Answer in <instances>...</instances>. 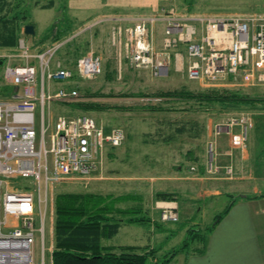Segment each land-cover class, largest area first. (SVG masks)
I'll return each instance as SVG.
<instances>
[{"label":"rangeland","instance_id":"374dc122","mask_svg":"<svg viewBox=\"0 0 264 264\" xmlns=\"http://www.w3.org/2000/svg\"><path fill=\"white\" fill-rule=\"evenodd\" d=\"M38 1L46 2L48 0ZM34 2L35 0H13V9L17 6L14 11H20L21 16L27 14L29 17L33 13L31 5ZM55 2L56 6L51 10L39 9L36 11L42 19V23L35 30L39 32L44 27L43 25L48 24L45 33L53 35L56 32L55 36L47 41L48 46L54 42L63 44V40L67 41V36H65L67 31H70L69 35L73 33L75 35L79 33L78 31L81 32L83 30L81 27L76 28L79 24L78 21H84L91 17L94 18L93 21L100 19L99 23H102L101 16L115 11H147L137 14L136 17L138 18L141 14L155 12L148 10L156 9L161 3L166 4V7L174 5L180 12L197 16L233 13L264 14V0H55ZM73 6L77 8L73 11L68 9ZM85 26L83 27L87 33L84 35L85 37L81 36L82 38L77 41L74 38L68 47H64V49H60V47L58 50L60 54L57 55L59 57L65 56L71 68H74L75 59L82 55L89 53L100 55L104 66L100 75L91 79H80L75 76L73 82L68 84L77 86L81 95L86 99L81 102H100L109 107L105 110H84L70 106L71 104L52 102L49 109L46 108V116L48 113L49 120L52 122L57 114L72 116L88 113L105 128L121 126L126 130L127 136L121 146L107 149L100 173L95 179H91L87 183L70 180L53 185L47 190L44 215V252L42 254V239L41 236H38L33 246L34 262L35 264H50V229L54 217V196L61 192H91L110 195V204L113 203L116 207L130 209L129 214L133 216L146 218L140 224L122 223L119 232L110 239H104L103 243L110 245L131 244L142 249L153 248L156 260L160 261L166 254L184 243L191 233L189 229L201 228L205 230V228L212 226L215 216L222 213L226 206L236 198L237 191L233 189L227 191V188L224 189L227 193L221 194V197L211 198L208 196V198L201 195V198H197L196 193L203 191L206 184L202 183L200 179L187 180V177H195L194 171L197 173L200 170L202 177L205 173L206 177H213L215 173H209L207 167L210 165L219 167L227 161L229 156L226 155L221 156V159L220 156L215 159L213 147L212 150L210 147V142L214 140V137L208 136V126L213 128L214 133V126L217 122H226L230 117L243 110H226L219 105L210 108V106L200 107L195 104L192 107L190 103L185 101H176L175 103L165 97H159L156 92L181 87L192 91L205 90L211 87L241 88L250 95L257 97L256 104L246 110L253 115L255 120V116L264 117V109H260L258 106L259 99L264 100V84L227 86L226 81L221 83L190 79L185 72H173L171 71L172 68L168 75L157 77L149 69L130 67L124 58L119 62L115 56L114 47L108 46L107 43L97 42L95 41L96 38L92 40L94 31H88L92 25L88 23ZM155 28L158 34L161 30L160 23H157ZM21 34L20 29L18 36ZM29 37H33V35ZM73 37L76 36H69L70 39ZM29 46L30 49L34 50L33 52L48 47L38 38L29 41ZM10 53H18L17 47L13 50L0 48V58ZM15 61L21 64L26 63L24 58L16 57ZM30 61L37 67L36 88H38L40 84L39 61L37 59ZM4 64L0 67V99L8 96L3 91V87L7 84L3 77ZM59 85H62V82ZM146 106L173 108L148 110L145 108ZM39 111L40 107L35 112L37 130ZM178 127L183 128L178 131ZM258 130L254 136L249 134L246 151L253 149L254 144L260 145L257 138L259 134L264 136V124ZM212 135L216 136L215 134ZM227 137L229 136L221 133L215 140L217 141L216 148L221 151L225 146L224 151L229 152V155L232 147L230 144L228 147ZM38 138L37 131L36 142ZM234 152H237L234 155V158H237V164L242 163V158L238 154L240 152ZM245 165L244 168L249 170L252 163L250 165L245 163ZM179 177L180 179H178ZM233 182L238 186L249 185L247 181ZM16 183L20 186H27L31 190L34 186L32 179L29 178H19ZM260 188L264 190V183ZM160 192L173 193V200L162 199L158 196ZM41 195L43 198L44 194ZM161 201H175L177 203L180 217L178 221L163 222L160 220L161 208L158 203ZM44 208L45 203H42V211ZM155 214L157 215L156 219L153 216ZM193 245H196V242L191 244V247Z\"/></svg>","mask_w":264,"mask_h":264},{"label":"built area","instance_id":"2783aa9c","mask_svg":"<svg viewBox=\"0 0 264 264\" xmlns=\"http://www.w3.org/2000/svg\"><path fill=\"white\" fill-rule=\"evenodd\" d=\"M126 20L113 24L110 38L118 61L124 58L134 69H149L158 77L168 75L172 68L173 72H185L190 79L226 81L227 86L264 84L262 13L197 16L180 12L173 5ZM157 23L161 25L158 34ZM61 46L54 42L33 52L25 37L20 36L18 53L13 56L26 59V63L7 61L3 69V77L13 91L0 99V264H35L33 246L38 236L44 252L47 190L70 180L87 183L95 179L107 149L121 146L126 140V130L121 126L106 129L87 113L58 114L50 122L46 108L52 102L86 100L76 85L52 89L51 84H68L75 76L91 79L104 67L100 55L89 53L75 59L71 68L56 58ZM31 59L39 61L38 88L37 67ZM253 126V115L241 111L226 122H217L214 134L225 133L232 149L246 150ZM210 147L212 150L211 143ZM223 168L224 174L231 177L232 166ZM207 171L218 174L221 166L210 165ZM19 178L32 179L33 189L18 185ZM158 205L161 221L179 219L175 201Z\"/></svg>","mask_w":264,"mask_h":264},{"label":"trees","instance_id":"16d2710c","mask_svg":"<svg viewBox=\"0 0 264 264\" xmlns=\"http://www.w3.org/2000/svg\"><path fill=\"white\" fill-rule=\"evenodd\" d=\"M1 1V0H0ZM13 8L6 7L0 2V46L14 47L17 44L18 31L21 29L16 18H24V14L9 15ZM21 14V13H20ZM49 34H44L46 39ZM5 62L0 58V67ZM5 95L13 91V87L6 84L3 87ZM157 96L165 97L169 101H185L190 106L219 105L228 110L246 111L253 107L257 101L256 96L250 95L241 88L211 87L205 90L192 91L184 87L156 92ZM70 106L84 110H105L109 106L100 102H79ZM259 108L264 109V100L259 99ZM261 106V107H260ZM148 110H164L173 107L146 106ZM124 109V108H123ZM88 114V113H87ZM183 127H178V131ZM107 129V128H106ZM158 196L165 200H173L174 194L160 192ZM110 195L91 192H61L54 196L53 238L54 245L51 251L52 264H167L176 253H200L201 246L209 231L219 219L227 212L215 216L212 226L205 230L189 229L191 232L184 243L174 248L165 257L157 261L153 248H139L130 245L114 247L105 245L104 239L112 238L122 223H140L146 218L129 214L130 209H118L110 204ZM140 221V222H139ZM194 249H191V244ZM199 245V247H198ZM197 246V247H195Z\"/></svg>","mask_w":264,"mask_h":264},{"label":"crops","instance_id":"0c3cea01","mask_svg":"<svg viewBox=\"0 0 264 264\" xmlns=\"http://www.w3.org/2000/svg\"><path fill=\"white\" fill-rule=\"evenodd\" d=\"M0 2H3L6 5V7L9 6L11 8L14 7L13 0H1ZM31 6L33 10V13L32 14L30 13L31 16L28 17L27 14H24V18H20V17L16 18V21L20 25L21 29H23L25 24H32L35 30V28L39 26L40 23H42V19L38 16L36 11L39 9L51 10L56 6V2L55 0H48L46 2H39L38 0H35L34 4ZM160 7H166V4L161 3L160 6H158L156 9L148 10V11H155ZM15 8L9 12V15H13V14L15 15L16 13L20 15L21 12L17 10L14 11ZM75 8L77 7L73 6L68 9L69 10L71 9L73 11ZM143 12H147V11H141V10H123L119 12L115 11L112 12L111 14H106L104 16H101L102 17L101 20H103L102 23L101 22L99 23L100 19H98V21L97 20L93 21L94 18L91 17L84 21L82 20L78 21L79 24H77L76 28L79 29L81 27V29L83 30L81 32L78 31L79 33L75 35H73L74 33L71 34L72 36H76L71 39L69 38V36H71L69 35L70 31L65 32V36H67L66 37L67 41L65 40L62 41L63 44L60 49H64V47H68V45L74 40V38L77 41L79 40V38L85 37L84 35H86L87 33L83 27L88 23L92 25L91 29H89L88 31H92V30L94 31V34L91 37L92 40L96 38L95 41L100 43L101 42L107 43L108 46L113 47L110 38L111 28L113 24L117 23L116 22L117 20H123L122 21L123 23H127L126 19L133 16H137V14ZM103 23H105V25H102ZM47 25H43L45 27V30L44 27L39 32L35 30L33 37H29L31 35L25 37L27 43L29 44V41L31 42V40L34 41V38H38L39 41L42 40L43 43L46 44V46H48L47 41H50V39L53 38L52 36H55L56 32L53 35L49 34V36L45 39L43 36L44 34H46L45 31L48 28ZM55 30L57 31L56 28ZM97 35L99 36L97 37ZM0 48L5 50L14 49V47H9V46H0ZM57 54L59 55L60 53L57 51L56 55ZM13 55L14 54L10 53L4 55V57L10 63H18L15 61ZM57 56H56L57 59L62 60L65 64L69 66V62L67 61V59H65V56L64 57H59V56L57 57ZM59 84L60 83L51 84V88L52 89H57L59 87L69 88L71 86L67 83H62V85ZM263 118L264 117L261 115L255 116L254 126L249 131L250 136H252V134L253 136L256 135V132L259 131L258 130L259 127H261L264 124ZM207 132H208V136L214 137V140L212 142L210 141L209 142L212 144L213 147L212 151L215 155V159L218 158L219 156L221 159V156L223 157L225 155L229 157L225 163L221 165L219 164L221 166V172L215 174L213 177L212 176L206 177L207 176L206 173L204 177H202L200 170L197 173L194 171L195 177H187L188 178L187 180L193 181L196 179H200L202 180L201 181L202 183L206 184L205 189L203 191H198V193H196L195 196L197 198H201L200 197L201 195L205 197L209 196L211 198L221 197L220 196L221 194L227 193V191H229L230 189L237 191V196L228 206H226V208L228 207L227 212L219 219V221L216 224H214L213 228L209 231L205 239V244L201 247H199L198 245V247L202 249L200 253L190 252L188 254L186 252H178L167 264H264V190H261L260 188L262 183H264V136H260L259 134L257 139L260 145L254 144L253 149L249 151L232 149L230 151L231 153L228 155L229 152L224 151L225 146L221 151L216 148L217 141L215 140V138L218 136L212 135L214 134L213 128L208 126ZM228 142H229V137H227V145L228 147H230ZM234 151L240 152L238 154L242 158L241 159L242 163L245 162L247 165L248 164L250 165L252 163L249 170L244 168L246 166L245 163H243V165L242 163L237 164V158H234V155L237 152ZM229 165L232 166L233 168V174L231 175V177L226 176L224 174L223 167ZM178 179H180V177ZM233 181H242V182L247 181L249 182V185L238 186ZM225 188H227L228 190L224 191ZM174 192L177 194L176 191ZM116 208L126 209V208H121L119 206H117ZM156 214L153 215L155 219L157 218ZM11 221L15 222L14 219H12ZM122 225L123 224H121V226ZM121 226L119 227V230ZM50 231L51 233H50L49 254H50V264H52L51 251L54 245L53 221L51 223ZM105 245H110V244H105ZM123 245L133 246L131 244H119V245L113 244L110 246L120 247ZM191 249H194V247H192Z\"/></svg>","mask_w":264,"mask_h":264},{"label":"water","instance_id":"95a60500","mask_svg":"<svg viewBox=\"0 0 264 264\" xmlns=\"http://www.w3.org/2000/svg\"><path fill=\"white\" fill-rule=\"evenodd\" d=\"M34 33V26L32 24H25L24 25V34L25 35H32Z\"/></svg>","mask_w":264,"mask_h":264},{"label":"bare ground","instance_id":"6f19581e","mask_svg":"<svg viewBox=\"0 0 264 264\" xmlns=\"http://www.w3.org/2000/svg\"><path fill=\"white\" fill-rule=\"evenodd\" d=\"M140 222V221H139Z\"/></svg>","mask_w":264,"mask_h":264}]
</instances>
